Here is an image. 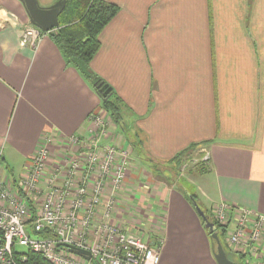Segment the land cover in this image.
Here are the masks:
<instances>
[{
    "label": "crops",
    "instance_id": "0c3cea01",
    "mask_svg": "<svg viewBox=\"0 0 264 264\" xmlns=\"http://www.w3.org/2000/svg\"><path fill=\"white\" fill-rule=\"evenodd\" d=\"M56 1L37 0L41 7ZM103 1L119 12L101 31L90 68L130 109L148 153L166 161L209 141L196 205L208 215L225 203L264 216V0ZM27 25L18 0H0V148L8 144L17 158V167L2 162L12 184L45 138L49 176L59 157L77 150L68 137L89 135L92 115L102 110L48 35L35 50L20 45ZM109 133L100 144L131 157L118 128L110 124ZM132 162L115 193V218L161 241L158 264H217L191 194Z\"/></svg>",
    "mask_w": 264,
    "mask_h": 264
},
{
    "label": "built area",
    "instance_id": "2783aa9c",
    "mask_svg": "<svg viewBox=\"0 0 264 264\" xmlns=\"http://www.w3.org/2000/svg\"><path fill=\"white\" fill-rule=\"evenodd\" d=\"M46 35L27 25L20 32L19 43L35 50ZM91 120L94 129L89 135L68 137V143L77 150L59 157L49 176V139L38 144L16 184L2 174L0 148V264L25 261L26 255L17 246L40 254L50 264L159 263L161 241H150L139 226L115 218V193L123 186L130 157L111 142L100 144L110 137L111 122L103 110ZM41 183L44 187L39 190ZM106 191L109 196L105 199ZM209 218L226 232L227 245L241 256L240 264H264V216L221 203ZM27 222L35 233L48 231L53 237L29 238ZM62 245L88 252L89 259L70 253Z\"/></svg>",
    "mask_w": 264,
    "mask_h": 264
},
{
    "label": "trees",
    "instance_id": "16d2710c",
    "mask_svg": "<svg viewBox=\"0 0 264 264\" xmlns=\"http://www.w3.org/2000/svg\"><path fill=\"white\" fill-rule=\"evenodd\" d=\"M64 1L65 5L58 16L59 27L47 35L58 49L65 64L76 70L96 93L100 100V107L107 114L111 124L117 127L123 138L130 143L131 154L137 152L140 156L144 147L143 139L139 136V132L133 128V125L130 126L131 124L128 122L129 125L125 121L124 114L127 111L131 114L130 109L114 92L112 87L98 77L90 68V64L100 48L99 35L106 25L118 14L119 7L103 0ZM209 144V141L193 143L166 161L156 162V160L148 158L147 160L153 163L154 168L151 174H153L154 178L166 184H177V182L172 180V169L182 164L183 160L189 159L192 153ZM204 163L206 162L204 161ZM207 163L206 167H199L197 173H205L208 168ZM193 198V195H189V199L192 202H194ZM204 214L211 222L209 215L206 212ZM29 223L27 222L26 225H30ZM215 227L217 234L218 232L221 235L225 233L221 228ZM36 234L40 238L53 237V234L48 231ZM212 244L214 245L213 240ZM222 247L230 259L229 256L232 254L225 244H222ZM15 254L18 255L19 253ZM22 254L26 255V259L20 264H50L40 254L31 251H22Z\"/></svg>",
    "mask_w": 264,
    "mask_h": 264
},
{
    "label": "rangeland",
    "instance_id": "374dc122",
    "mask_svg": "<svg viewBox=\"0 0 264 264\" xmlns=\"http://www.w3.org/2000/svg\"><path fill=\"white\" fill-rule=\"evenodd\" d=\"M58 1H60V0H58ZM58 1H56V2H58ZM131 114L128 111L125 112V114H124L125 121H126V123L129 122L131 124L130 125L128 123L130 126L133 125V120H134L133 119L134 115L133 114L131 115ZM133 128H134V125H133ZM139 136H141V135H139ZM124 137H125V135H124ZM143 144L145 145V141L144 140H143ZM203 148L204 147H202L201 149H198L196 152L192 153V155L190 156L189 159L183 160L182 164L177 165V167L173 168L172 171H171L174 174V175L172 174V180L177 182V185H178L177 187L180 188L181 190H183L184 192H187V193H189L191 195H194V194L197 193L196 187H197V185L201 184V182H202L201 180L203 178V174L197 173V169L199 167H206V163H207V160H208V157L206 156ZM3 153H4L3 154V158L5 159V161L7 163H11L10 166H13V165L16 166V167L18 166V164H16L17 161L15 162V159H17V158L12 156V152L8 148V144H6L5 149L3 150ZM136 153L131 154L130 158L133 160V162L132 161H130V162L134 163V165H138V166H140L142 168H146L149 171L151 170L150 172H152V170H154L153 163L151 161H148L147 159L148 158L149 159H153V157L148 153V151L146 150V147H143V150H142L140 156H139L138 153L137 154ZM204 161L206 163H204ZM156 162H159V161H156ZM25 231H26V234L31 239L40 238V236L37 235L32 230L31 225H26L25 226ZM217 235L219 237V241L222 244H225L226 247H227L228 245H227V242H226V237H227L226 236V232L223 233L222 235H221L220 232H218ZM16 249L18 251H24L23 248L18 247V246L16 247ZM229 257L236 264H240V260L238 259V257H235L233 255H230Z\"/></svg>",
    "mask_w": 264,
    "mask_h": 264
},
{
    "label": "water",
    "instance_id": "95a60500",
    "mask_svg": "<svg viewBox=\"0 0 264 264\" xmlns=\"http://www.w3.org/2000/svg\"><path fill=\"white\" fill-rule=\"evenodd\" d=\"M29 19V22L32 26L36 27L43 33H50L51 31L57 29L59 27L58 16L60 15L65 1L60 0L49 7H41L37 0H18ZM195 209L198 215L201 217L204 228L209 233L210 239H212L216 244V250L214 253V258L217 264H236L231 261L222 247V243L219 241V237L216 232L215 225L208 220L206 215L200 208L193 202ZM65 247L70 253L83 257L85 260L89 259V254L86 251L75 249L71 246L62 245Z\"/></svg>",
    "mask_w": 264,
    "mask_h": 264
}]
</instances>
